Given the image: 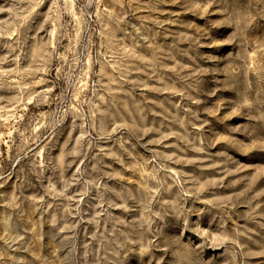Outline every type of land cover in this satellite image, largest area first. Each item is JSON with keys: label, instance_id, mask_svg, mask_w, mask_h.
<instances>
[{"label": "rangeland", "instance_id": "obj_1", "mask_svg": "<svg viewBox=\"0 0 264 264\" xmlns=\"http://www.w3.org/2000/svg\"><path fill=\"white\" fill-rule=\"evenodd\" d=\"M0 264H264V0H0Z\"/></svg>", "mask_w": 264, "mask_h": 264}]
</instances>
